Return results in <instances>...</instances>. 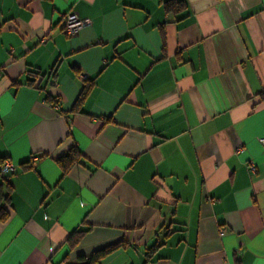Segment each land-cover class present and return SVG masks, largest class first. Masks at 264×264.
Here are the masks:
<instances>
[{
    "label": "crops",
    "instance_id": "0c3cea01",
    "mask_svg": "<svg viewBox=\"0 0 264 264\" xmlns=\"http://www.w3.org/2000/svg\"><path fill=\"white\" fill-rule=\"evenodd\" d=\"M165 1L0 0V264H264V0Z\"/></svg>",
    "mask_w": 264,
    "mask_h": 264
},
{
    "label": "trees",
    "instance_id": "16d2710c",
    "mask_svg": "<svg viewBox=\"0 0 264 264\" xmlns=\"http://www.w3.org/2000/svg\"><path fill=\"white\" fill-rule=\"evenodd\" d=\"M184 5L183 1L178 0H167L164 2V8L166 11H173L178 8V6ZM33 80L29 83L32 85ZM90 86L89 80H83L82 89L80 92L79 99L81 100L83 96L86 94L88 88ZM43 154H40L39 157H42ZM82 155L78 148L73 145L69 148V150L56 158V163L61 168L63 173H66L70 167H72L74 164L78 163L81 159ZM4 161L3 159L1 160ZM20 167L22 170H28L33 167V162L31 160H28L26 162H22L20 164ZM16 171V170H15ZM15 172L7 173L5 175H1L0 177V222H5L11 215V206H10V192L12 190V186L9 183V176L12 175ZM88 231V228L85 229H76L73 230L68 237L65 240V243L68 247V249L75 248L84 234ZM126 246V243L124 241H118L112 244H108L104 247H101L99 249L94 250L89 256H83L79 255L76 258V262L72 264H100V262L112 254L113 252L117 251L120 248H124ZM159 247L158 244H154L150 246L145 252V256L147 259L151 258L152 254L156 250V248Z\"/></svg>",
    "mask_w": 264,
    "mask_h": 264
},
{
    "label": "built area",
    "instance_id": "2783aa9c",
    "mask_svg": "<svg viewBox=\"0 0 264 264\" xmlns=\"http://www.w3.org/2000/svg\"><path fill=\"white\" fill-rule=\"evenodd\" d=\"M88 24V19L80 18L75 13L68 12L64 16L61 32L67 36H70ZM259 142L261 143L262 147H264V137L259 138ZM250 169L254 170V167L251 165ZM15 170V166L7 160L2 161V163L0 164V175L2 176L7 173L15 172Z\"/></svg>",
    "mask_w": 264,
    "mask_h": 264
}]
</instances>
